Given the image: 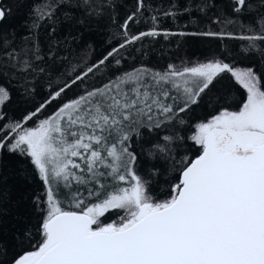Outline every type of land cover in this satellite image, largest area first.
Instances as JSON below:
<instances>
[{
  "label": "snow or ice",
  "instance_id": "snow-or-ice-1",
  "mask_svg": "<svg viewBox=\"0 0 264 264\" xmlns=\"http://www.w3.org/2000/svg\"><path fill=\"white\" fill-rule=\"evenodd\" d=\"M232 2L235 13L248 7L247 0ZM63 6L67 0L35 8L21 45L13 47L14 38L0 40V74L7 69L43 77L48 87L47 98L21 120L4 123L0 113V151L29 158L45 185V199L34 202L42 214L38 239L10 264H264V75L214 57L182 68L169 65L164 72H117L90 86L87 79L101 66L121 64L122 49L161 33L155 27L130 33V22L144 7L137 0L136 11L120 25L123 41L86 70L51 46L45 60L32 30L56 23ZM111 6L108 0H76L77 8L99 18ZM10 12L0 3V22ZM259 24V31L249 26L251 34L238 37L223 31L192 35L245 40L244 53L259 54L264 63V18ZM224 76L246 98L238 110L224 108L196 124L190 139L200 151L194 158L171 155L172 145L183 139L178 133L153 145L149 155L171 158L178 172L168 198L156 199L137 172L134 138L142 137L141 129L183 125L180 114L198 106ZM73 89L78 91L66 99ZM6 102L10 93L0 86V107ZM53 104L54 111L40 119ZM110 211L117 219L104 223Z\"/></svg>",
  "mask_w": 264,
  "mask_h": 264
},
{
  "label": "trees",
  "instance_id": "trees-1",
  "mask_svg": "<svg viewBox=\"0 0 264 264\" xmlns=\"http://www.w3.org/2000/svg\"><path fill=\"white\" fill-rule=\"evenodd\" d=\"M44 2L47 0H1L0 3L10 8L11 12L0 22V40L5 37L9 40L14 38L13 47L21 45L22 38L30 35L29 29L34 19L33 10L41 7ZM136 2L137 0H108L112 6L103 18H99L89 15L84 8H77L76 0H67V6L61 7L57 12L56 23H46L39 30L32 31L38 36L45 60L48 59L51 46L59 57H66L67 61L86 70L87 66L98 62L123 41L120 25L129 14L136 11ZM247 4L248 7L240 13H235L232 11V0H144V7L136 17V22H130L129 31L139 34L155 27L161 34L156 37H144L127 49H122L123 59L120 65L112 63L109 67L101 66L95 77L90 74L86 83L98 86L101 82H106L113 73L119 74L133 69L164 72L170 64L187 63L210 56L225 59L237 67H254L259 74L264 75V63L261 62L259 54L244 53L243 48L247 41L192 35L205 31H223L238 37L251 34L249 26L259 31V22L264 18V0H247ZM202 7L205 9L203 12L199 10ZM165 11L173 14L165 15ZM153 17H156L155 21ZM229 20L234 23H228ZM52 28H55V32L50 33ZM2 71L0 85L9 91L10 102L0 107V113L5 116L4 123L21 120L47 98V82L43 77L13 74L7 69ZM60 71H63V68H60ZM53 79L56 77L53 76ZM77 91L78 89H73L66 99L71 98ZM245 98V90L228 76H224L211 87L198 106L194 105L190 112L180 114L185 120L183 125L151 133L141 129L142 137L134 138L132 145L137 155V172L149 181L151 193L156 199L168 198L171 186L176 183L178 172L173 169L171 158L165 159L160 154L149 155L154 151L153 145L163 143L164 135L178 133L183 139L172 145L171 155L175 156L176 160L185 156L194 158L200 151L199 146L190 139L195 125L206 121L224 108L238 110ZM56 106L53 104L49 107L40 119L51 114ZM27 126L34 125L29 122ZM44 193L45 185L29 158L19 153L0 151L2 264H10L15 255L31 250V245L38 239L36 229L42 214L36 209L34 202L37 198L44 200ZM101 219L108 223L115 221L117 217L110 211Z\"/></svg>",
  "mask_w": 264,
  "mask_h": 264
},
{
  "label": "rangeland",
  "instance_id": "rangeland-1",
  "mask_svg": "<svg viewBox=\"0 0 264 264\" xmlns=\"http://www.w3.org/2000/svg\"><path fill=\"white\" fill-rule=\"evenodd\" d=\"M218 58L216 56H210V57H206V58H203V59H200V60H192L190 62H187V63H182V62H177V63H174V64H170V65H174L176 66L177 68H182L184 66H191V65H194V64H197V63H200V62H205L206 60H209V59H212V58ZM242 68V67H240ZM168 69V68H167ZM1 86V85H0ZM200 123V122H199ZM198 124V123H197ZM196 126V125H195ZM194 131H195V128H194ZM193 131V133H194ZM192 133V135H193Z\"/></svg>",
  "mask_w": 264,
  "mask_h": 264
},
{
  "label": "water",
  "instance_id": "water-1",
  "mask_svg": "<svg viewBox=\"0 0 264 264\" xmlns=\"http://www.w3.org/2000/svg\"><path fill=\"white\" fill-rule=\"evenodd\" d=\"M1 1V0H0Z\"/></svg>",
  "mask_w": 264,
  "mask_h": 264
}]
</instances>
